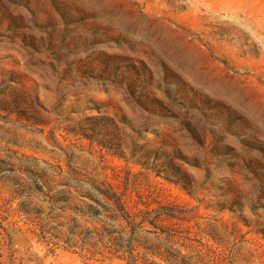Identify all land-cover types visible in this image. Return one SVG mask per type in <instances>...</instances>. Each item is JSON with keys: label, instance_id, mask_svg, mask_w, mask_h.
Wrapping results in <instances>:
<instances>
[{"label": "rangeland", "instance_id": "374dc122", "mask_svg": "<svg viewBox=\"0 0 264 264\" xmlns=\"http://www.w3.org/2000/svg\"><path fill=\"white\" fill-rule=\"evenodd\" d=\"M95 187L173 213L188 264H264V0H0V264H127L17 213L92 228Z\"/></svg>", "mask_w": 264, "mask_h": 264}, {"label": "trees", "instance_id": "16d2710c", "mask_svg": "<svg viewBox=\"0 0 264 264\" xmlns=\"http://www.w3.org/2000/svg\"><path fill=\"white\" fill-rule=\"evenodd\" d=\"M50 173L57 177H65L70 173L61 166H49ZM43 175L47 172L40 170ZM24 174L23 171H19ZM25 175V174H24ZM26 176V175H25ZM40 178V177H38ZM20 183H26V178L20 177ZM26 185V184H25ZM68 188L72 187L68 182L62 184ZM19 190V189H18ZM95 190L107 201H113L114 211H95L94 216L102 217L105 221L93 220L92 228L83 227L79 224L82 216L74 211L76 215H70L68 220L63 214L53 213L54 211H17L18 215L26 219V224L31 226V232L39 241L63 246L65 248H86L90 245L95 252L101 251L100 256L108 255L110 258L124 260L127 264H162L154 258L164 259L167 263L188 264V258L177 250V246L183 247L189 237L190 230L181 227L179 224L169 225L173 220L178 219L173 213L163 211H138L135 214L129 211H120L123 202L115 193L105 191L100 187ZM17 196L22 193L16 191ZM21 198V197H19ZM30 198V195L29 197ZM5 201L0 197V230L5 231L4 221L9 218L10 211H2ZM185 220V219H182ZM146 224L149 226L147 227ZM101 226V227H99ZM0 261L4 256L2 243L3 234H0ZM140 235H145L146 242L138 241ZM148 236V237H147ZM8 244H11L9 241ZM201 253V249H198Z\"/></svg>", "mask_w": 264, "mask_h": 264}]
</instances>
